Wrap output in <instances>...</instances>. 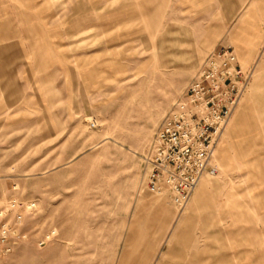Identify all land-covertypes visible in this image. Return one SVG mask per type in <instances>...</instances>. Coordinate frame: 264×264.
Wrapping results in <instances>:
<instances>
[{
  "label": "rangeland",
  "instance_id": "1",
  "mask_svg": "<svg viewBox=\"0 0 264 264\" xmlns=\"http://www.w3.org/2000/svg\"><path fill=\"white\" fill-rule=\"evenodd\" d=\"M76 1L0 0L10 46L0 50V206L37 204L21 211L27 238L0 264H257L233 257L242 241L231 213L232 203H264V40L255 55L242 51L253 60L247 117L226 129L217 174L184 210L167 191H148L144 159L207 55L221 46L237 54L226 30L252 12L246 33L264 32V0L197 10H175L177 0L159 10V0L154 33L127 26L135 14L145 22L144 0H89L80 17ZM225 13L224 35L206 44Z\"/></svg>",
  "mask_w": 264,
  "mask_h": 264
},
{
  "label": "built area",
  "instance_id": "2",
  "mask_svg": "<svg viewBox=\"0 0 264 264\" xmlns=\"http://www.w3.org/2000/svg\"><path fill=\"white\" fill-rule=\"evenodd\" d=\"M252 77V69L241 67L231 46L207 55L149 145L144 164L150 193L167 191L182 211L204 176L217 174L215 153ZM97 126L90 124L93 129ZM23 209L36 211L37 204L12 199L0 206V257L10 255L27 238L22 230Z\"/></svg>",
  "mask_w": 264,
  "mask_h": 264
},
{
  "label": "crops",
  "instance_id": "3",
  "mask_svg": "<svg viewBox=\"0 0 264 264\" xmlns=\"http://www.w3.org/2000/svg\"><path fill=\"white\" fill-rule=\"evenodd\" d=\"M98 1V0H97ZM111 1V0H110ZM117 0H114L115 2ZM214 0H177V4L174 5V9H178V7H184L185 10L187 9H192V10H197L198 6L200 3H203L204 5H208L209 3L213 2ZM216 1V0H215ZM225 1V0H222ZM89 0H77L76 3L73 5V16H75V13H80L83 11H87L89 9ZM159 2V0H144L145 4H148L147 7L143 6L141 3L140 6L143 8L142 10L145 12V22L143 23V20L141 21L140 16L137 14L134 15V17H131V19L127 22V26H130V28L142 26L144 31H149L151 33L156 32V30L159 28L160 21L157 20L158 15L154 14V11L159 8V10L162 9H168L172 0H161V5L158 4V7L156 8V4ZM226 2V1H225ZM101 1L97 3V9H102L100 8ZM106 5V4H104ZM212 7V6H211ZM94 8L93 10H95ZM124 11L123 9H121ZM213 10V9H212ZM7 11V10H6ZM121 11V12H122ZM119 12V13H121ZM252 15V12H248V15H246L242 19V24L238 26L237 28H232V30H226V35H227V43H232L234 44L237 54H238V59L241 67L245 70H247V67L249 64H251L253 60H251L250 55L247 57V54L244 55L242 52L246 48H244V45H249L253 46L255 42L259 40H264V32L258 31L256 34H253L251 36L250 33H246L245 31V24H247L250 21V17ZM143 16V15H142ZM4 18L2 22H0V36H1V46L0 50L3 51V56L5 55V51H8L10 49L9 46V38L6 34V27L8 24V12L2 11L1 16ZM75 17H80V14L75 16ZM221 18V19H220ZM194 19V18H192ZM142 22V23H141ZM126 24V23H125ZM189 25H196V20H192L191 22H187ZM229 24L228 21V16L225 13L219 16V22L213 24L211 23L207 30L209 33L205 37V43L208 45H213L215 42H217L223 35H224V30L225 26ZM218 29L217 33L214 32V30ZM98 29H103L105 32V28L103 26H99ZM121 28H117L116 30L119 31ZM216 40V41H215ZM20 42L18 43L17 46H19ZM251 54L255 55L256 49L252 47L250 49ZM4 57H2L3 59ZM246 102V101H245ZM245 102H241L240 106L236 109L234 112L233 116L231 117L229 126L228 128V133L229 130L235 128L239 121L238 119L241 117L245 119L248 114V106H246ZM239 117V118H238ZM222 150H225L223 148ZM206 185L203 186L205 189ZM234 206L232 207V219L233 222L236 223V226L241 225L238 234L241 235V241L242 245L238 246L241 247L240 249L237 250V252L233 253V257H241V258H246V257H258L257 264H264V203L258 204L257 206H252L250 204H244L243 202H236L232 203ZM251 231H254L251 233ZM256 231V232H255ZM233 234L237 235V231H233ZM256 243V244H255ZM249 264V263H248Z\"/></svg>",
  "mask_w": 264,
  "mask_h": 264
}]
</instances>
